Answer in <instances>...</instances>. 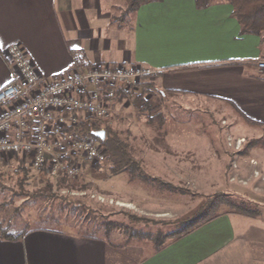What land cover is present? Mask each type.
Returning a JSON list of instances; mask_svg holds the SVG:
<instances>
[{
	"label": "crops",
	"instance_id": "0c3cea01",
	"mask_svg": "<svg viewBox=\"0 0 264 264\" xmlns=\"http://www.w3.org/2000/svg\"><path fill=\"white\" fill-rule=\"evenodd\" d=\"M124 6L122 0H0V89L15 74L4 56L14 43L47 80L66 77L75 53L93 65L140 64L153 76L197 65L202 68L163 72L152 82L161 94L228 104L258 124L249 123L254 131L264 129V73L257 67L264 36L241 35L230 4L215 0L198 9L195 0H163L142 6L120 27L115 18ZM235 217L222 215L158 250L150 241L33 230L19 241L0 237V264H264V229Z\"/></svg>",
	"mask_w": 264,
	"mask_h": 264
},
{
	"label": "rangeland",
	"instance_id": "374dc122",
	"mask_svg": "<svg viewBox=\"0 0 264 264\" xmlns=\"http://www.w3.org/2000/svg\"><path fill=\"white\" fill-rule=\"evenodd\" d=\"M124 5L120 16L126 11ZM140 95L137 89L117 103L108 126L128 145L144 172L161 183L160 191L138 180L131 182L128 175L112 177L108 162L84 164L78 177L55 181L11 159L0 163V171L26 168V180L22 187L15 175L1 180L0 220L17 232L44 228L102 239L101 224L113 221L129 228V235L125 228L124 233L113 230L110 241L144 243L149 240L133 236L176 232L182 228L180 222L225 194L236 207L222 205L217 214L240 209L248 216L234 214L236 219L263 230L264 147L256 142L264 138V129L254 131L225 103L163 97L159 91L144 94L141 101ZM228 136L245 138L239 154L229 147ZM249 244L248 249H256Z\"/></svg>",
	"mask_w": 264,
	"mask_h": 264
},
{
	"label": "built area",
	"instance_id": "2783aa9c",
	"mask_svg": "<svg viewBox=\"0 0 264 264\" xmlns=\"http://www.w3.org/2000/svg\"><path fill=\"white\" fill-rule=\"evenodd\" d=\"M4 56L15 74L0 89V163L18 159L55 181L78 177L84 164L106 163L104 146L79 138L77 128L86 119L109 120L113 107L140 89L144 76H153L140 64L93 65L75 53L66 77L47 80L22 44H11ZM257 67L264 73V61ZM226 140L236 154L246 143Z\"/></svg>",
	"mask_w": 264,
	"mask_h": 264
},
{
	"label": "trees",
	"instance_id": "16d2710c",
	"mask_svg": "<svg viewBox=\"0 0 264 264\" xmlns=\"http://www.w3.org/2000/svg\"><path fill=\"white\" fill-rule=\"evenodd\" d=\"M126 4V11L123 15L115 18V20L119 21V26L123 27L125 20L130 15L136 13L142 6L155 3L162 2L163 0H123ZM215 0H195L196 6L198 9H206L212 5ZM228 4H230L233 8L232 17L236 19L241 27V35H255V36H264V0H224ZM232 64V62L227 63V65ZM202 68V66L197 65H186V66H176L172 68L164 69L163 72L168 73H179V72H187L194 71ZM163 72L158 74H154V76L146 75L144 76L142 83L140 85V89L142 91V95H140L141 101L143 100V95L150 93L152 91H158L155 84L152 82L153 77H160ZM264 80V78H263ZM161 95H165L168 97H175L177 94L174 92H163ZM247 123L258 125L257 123L245 118ZM107 120L98 121L93 119H86L82 121L79 127L76 130V134L81 139L91 138L96 142H100L104 148L107 150V161L111 164L110 172L112 177L120 176V175H128L131 182L138 180L143 182L146 185H149L153 188H156L160 191L159 184L156 179L149 177L143 170V166L140 161H136L132 152L129 150L128 145L123 142L119 135L114 132L109 126ZM104 131L105 139L100 140L95 137V133ZM256 144L262 145L264 147V138H261L256 142ZM257 145V146H258ZM27 169L26 168H17L12 173H3L0 171V183L4 177H11L13 175L18 177L20 187L23 186V182L26 180ZM60 179V181H65ZM10 180V179H9ZM158 183V184H157ZM225 194L215 197L209 204H207L204 208L199 210L193 217L189 220L182 221L180 224L182 228L176 232L162 233L158 232L156 234H136L135 237H139V240H149L153 241L156 246V249H160V246L166 240L177 241L181 238H184L191 234L196 229L206 225L219 218L222 215L229 214L226 213H218V208L222 205L228 206L232 209H235L236 204L233 200H229L225 198ZM222 198H225L224 200ZM222 200V201H221ZM0 206V210L3 209ZM242 208V206H241ZM246 210V208H244ZM239 210V211H238ZM232 214L244 215L240 214V209ZM216 212L214 215H211L212 212ZM105 228V239L110 241V234L113 230H120L122 228L126 229V233L122 231L125 235H129V228L113 221H106L101 224ZM35 230H50V229H35ZM30 231L33 230H22L20 232L15 231L13 225L4 220H0V237L4 240L9 241H19L22 240ZM54 231V230H50ZM128 233V234H127ZM85 237L95 239L97 238L95 235H86ZM132 237V236H130Z\"/></svg>",
	"mask_w": 264,
	"mask_h": 264
},
{
	"label": "water",
	"instance_id": "95a60500",
	"mask_svg": "<svg viewBox=\"0 0 264 264\" xmlns=\"http://www.w3.org/2000/svg\"><path fill=\"white\" fill-rule=\"evenodd\" d=\"M95 137H97L100 140H104L105 139V132L101 131V132L95 133Z\"/></svg>",
	"mask_w": 264,
	"mask_h": 264
},
{
	"label": "bare ground",
	"instance_id": "6f19581e",
	"mask_svg": "<svg viewBox=\"0 0 264 264\" xmlns=\"http://www.w3.org/2000/svg\"><path fill=\"white\" fill-rule=\"evenodd\" d=\"M120 206H123V207H128L129 205L127 203H119ZM132 208V207H131ZM130 208V209H131ZM133 209V208H132Z\"/></svg>",
	"mask_w": 264,
	"mask_h": 264
}]
</instances>
